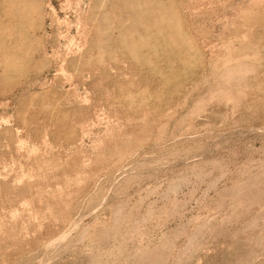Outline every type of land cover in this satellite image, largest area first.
I'll return each mask as SVG.
<instances>
[{
	"label": "rangeland",
	"instance_id": "rangeland-1",
	"mask_svg": "<svg viewBox=\"0 0 264 264\" xmlns=\"http://www.w3.org/2000/svg\"><path fill=\"white\" fill-rule=\"evenodd\" d=\"M0 264H264V0H0Z\"/></svg>",
	"mask_w": 264,
	"mask_h": 264
}]
</instances>
